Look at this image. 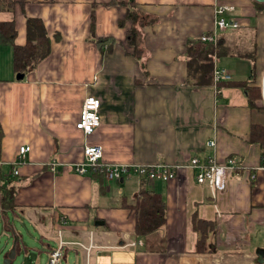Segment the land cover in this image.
Here are the masks:
<instances>
[{"label":"crops","instance_id":"0c3cea01","mask_svg":"<svg viewBox=\"0 0 264 264\" xmlns=\"http://www.w3.org/2000/svg\"><path fill=\"white\" fill-rule=\"evenodd\" d=\"M13 1L12 8L0 10V21H14V44L26 45L27 18H40L48 54L17 79L14 44L0 36V223L11 227V237L23 239L5 216L14 210L35 225L33 238L42 240L48 254L58 239L71 242L62 259L66 264L70 250L76 264H223L225 254L211 253L220 228L237 230L243 212L264 213L262 148L249 141L252 123L264 125V108L251 110L238 87H224L217 97L214 85L185 84V53L189 40L214 31L219 5L233 6L225 17L239 26L218 31V37L230 34L239 44V34L246 49L255 39V61L215 56L214 62L233 78H252L260 86L264 10H257L255 0H137L142 11L159 18L143 28L150 75L144 76L125 42L130 23L118 24L125 6L105 4L109 0ZM94 36L115 37L112 52L103 54ZM89 94L101 99L102 122L87 136L76 122ZM212 139L215 146L208 144ZM86 144L102 145L108 163L233 158L237 167L227 171L225 188L214 192L196 180L193 169L170 181L150 182L134 174L106 178L100 190L99 180L72 168L83 160ZM22 145L31 149L19 160ZM3 185L15 189L14 208L1 206ZM144 187L160 193L166 209L165 224L145 236L135 234V214L127 207ZM195 214L215 222L205 253L196 252ZM100 220L104 223L96 224ZM28 247L22 248L39 251ZM242 255L248 264H264L257 254Z\"/></svg>","mask_w":264,"mask_h":264},{"label":"trees","instance_id":"16d2710c","mask_svg":"<svg viewBox=\"0 0 264 264\" xmlns=\"http://www.w3.org/2000/svg\"><path fill=\"white\" fill-rule=\"evenodd\" d=\"M257 10H264V3L254 1ZM107 5H123L126 7V14L123 19L118 20L120 26H125L126 22L130 26L126 30L125 42L133 48L131 54L138 60L141 71L144 76H150L147 70V60L149 53L143 46L144 43V26L153 24L159 20L155 15H151L139 8L137 0H109L105 2ZM7 5V6H6ZM13 0H0V10L12 8ZM236 31V29H232ZM207 32L206 34H209ZM14 21H0V36L6 42L14 44L16 36ZM231 35L227 34L219 36L218 41L214 44L211 41H203L200 37L194 38L187 42L186 62H187V80L185 84L206 86L215 85L214 83V57L238 56L249 58L255 61L256 40H252V47L246 49L242 36L238 34L236 38L240 39L238 44L233 42ZM94 41L98 49L107 54L112 52L117 39L113 36H94ZM48 38L45 33L43 21L40 18H27V43L26 45H13V67L15 72L23 73L31 69L38 59L48 54L45 51ZM136 81H138L136 79ZM216 87L222 89L224 87H238L246 93L249 108L251 110H262L264 108V96L261 86L255 85L253 79H237L220 80ZM220 97V93H217ZM3 130L0 124V139ZM249 141L253 144H259L262 148V164L264 165V125L261 123H252L250 128ZM93 180H99L100 190L105 188V174L99 170L90 171ZM15 189L12 187H1V206L3 209L15 207ZM135 214V234L147 235L166 222L165 201L160 193L153 192L144 187L138 192L136 202L127 205ZM193 226L198 232L197 250L198 253L208 252L207 240L209 234L215 230V222L201 219L193 216Z\"/></svg>","mask_w":264,"mask_h":264},{"label":"built area","instance_id":"2783aa9c","mask_svg":"<svg viewBox=\"0 0 264 264\" xmlns=\"http://www.w3.org/2000/svg\"><path fill=\"white\" fill-rule=\"evenodd\" d=\"M226 10H233V6L219 5L216 8L215 29L209 34L203 33L200 38L203 41H211L214 44L218 41V31L228 27H238V21H229L224 13ZM216 57L214 58V60ZM232 72L225 68L214 65V83L216 94L221 90L216 87L220 80L232 79ZM261 89L264 96V74L261 80ZM101 99L96 95H87L81 106L79 119L76 122L77 129L85 135L92 134L102 122ZM210 146H215V140H209ZM31 149L30 145L19 147L18 158L23 159L26 152ZM83 160L72 164L73 170L78 174H90V171L99 170L105 174L108 180H120L129 175H138L146 181H170L178 176L183 169L196 170V180L199 183H207L212 191L224 189L226 186L227 171L237 167V162L233 158H228L224 162L215 159L202 161L198 157H193L188 163H171L158 161L155 163H108L103 160V147L100 144H86L83 149ZM53 169L56 165L53 164ZM17 173L18 171L15 170ZM60 235V232H59ZM76 243V242H74ZM71 242L62 238L58 239L55 247L49 250L47 264H60L65 256V250ZM81 244V243H80ZM131 244L135 245V242Z\"/></svg>","mask_w":264,"mask_h":264},{"label":"rangeland","instance_id":"374dc122","mask_svg":"<svg viewBox=\"0 0 264 264\" xmlns=\"http://www.w3.org/2000/svg\"><path fill=\"white\" fill-rule=\"evenodd\" d=\"M228 13L229 11L226 10L224 16ZM254 215L258 216V218H254ZM5 216L8 218L9 225L11 224L15 230H20L23 236V239H20V242L17 244V256L13 259L12 264H47V247L41 242V239H39V242H35L37 239L33 238V236H38L35 225L21 217L20 213H15L14 210L7 211ZM238 227L235 231H231L230 229L221 230L222 228L218 231L217 237L219 239H215L217 244L214 245L216 249L211 253L213 256L225 254L223 264H248L246 263L247 260H244L243 252L256 254L258 249H264V213L261 210L252 214L248 212L241 213ZM11 230V227L7 228L3 223H0V264H3L4 256L12 246L14 238L11 237ZM25 243L26 246L31 245V248L38 247L39 251H31L30 253L29 250L25 251L22 248ZM54 243L55 240L53 239L52 244ZM75 260V253L73 250H70L69 264H76ZM60 264H66L65 260Z\"/></svg>","mask_w":264,"mask_h":264},{"label":"water","instance_id":"95a60500","mask_svg":"<svg viewBox=\"0 0 264 264\" xmlns=\"http://www.w3.org/2000/svg\"><path fill=\"white\" fill-rule=\"evenodd\" d=\"M257 1L264 2V0H257ZM24 76H25L24 73H17L16 78L17 79H23ZM103 223H104L103 220L96 221V224H103ZM18 242H19V240L17 239V237H14L11 249L4 256L3 264H12L13 259H15V257L17 256V244H18ZM28 248H31V247H28ZM256 254L259 257V261L264 262V249L263 248L258 249Z\"/></svg>","mask_w":264,"mask_h":264}]
</instances>
